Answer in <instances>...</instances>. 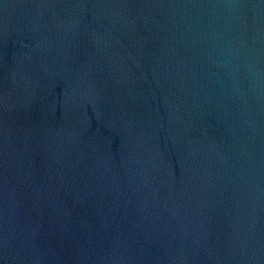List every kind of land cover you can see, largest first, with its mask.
Returning a JSON list of instances; mask_svg holds the SVG:
<instances>
[{
  "label": "water",
  "instance_id": "obj_1",
  "mask_svg": "<svg viewBox=\"0 0 264 264\" xmlns=\"http://www.w3.org/2000/svg\"><path fill=\"white\" fill-rule=\"evenodd\" d=\"M0 264H264V0H0Z\"/></svg>",
  "mask_w": 264,
  "mask_h": 264
}]
</instances>
